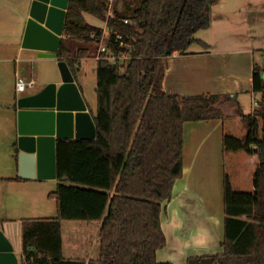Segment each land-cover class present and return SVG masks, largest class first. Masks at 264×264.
<instances>
[{
    "label": "trees",
    "instance_id": "16d2710c",
    "mask_svg": "<svg viewBox=\"0 0 264 264\" xmlns=\"http://www.w3.org/2000/svg\"><path fill=\"white\" fill-rule=\"evenodd\" d=\"M215 1L114 0L111 15L104 0L68 1L56 60L66 61L75 80L104 30L84 13L106 24L108 49L130 57L95 61L96 105L88 109L95 137L57 139V185L48 194L57 215L23 220L22 264H173L156 254L166 243L161 214L182 176L184 123L210 119L221 121L222 252L186 264H264V60L253 64L252 91L260 97L251 113L239 111L235 94L162 87L166 57L194 42L208 48L196 34L209 27ZM227 103L238 113L225 114ZM65 221L98 222L96 257L63 256Z\"/></svg>",
    "mask_w": 264,
    "mask_h": 264
},
{
    "label": "crops",
    "instance_id": "0c3cea01",
    "mask_svg": "<svg viewBox=\"0 0 264 264\" xmlns=\"http://www.w3.org/2000/svg\"><path fill=\"white\" fill-rule=\"evenodd\" d=\"M31 1L0 0V230L11 243L18 264L24 262L23 220L57 215L56 203L48 197L55 189L46 182L55 178L18 175L16 100L26 88L17 91L16 78L22 77L24 66L29 63L31 70L35 68L36 73L31 71L30 79H35L39 85L36 91L48 82L59 81L56 58L39 57L37 51L21 46ZM252 1L216 0L212 3L209 27L198 31H203L202 36L196 34L208 44V48L194 42L186 53L174 51L166 57L163 89L186 95L235 94L243 113L253 112L260 94L252 91V69L253 64H263L264 45L260 44H264V26L259 28L257 22L253 25L254 9L242 13L244 6L250 7ZM261 21L264 22V17ZM75 81L87 109L95 110L83 93L78 71ZM225 105L221 106L226 110L223 111L225 114H235L231 113V106L229 109ZM47 201L54 202V206ZM161 228L166 243L157 250L159 262L186 264L188 257L222 252L224 210L220 119L184 123L182 176L173 183L171 199L161 214ZM77 232L85 233L86 230L79 227ZM62 242L64 257L92 258L84 234L72 233L68 245L71 254L68 256L65 255L63 234ZM95 249L97 252L96 246ZM29 250L34 248L29 247Z\"/></svg>",
    "mask_w": 264,
    "mask_h": 264
},
{
    "label": "water",
    "instance_id": "95a60500",
    "mask_svg": "<svg viewBox=\"0 0 264 264\" xmlns=\"http://www.w3.org/2000/svg\"><path fill=\"white\" fill-rule=\"evenodd\" d=\"M69 0H32L21 46L37 56L56 58ZM58 82L18 96V175L55 178L57 139L95 137L91 113L65 60L57 61ZM0 264H18L11 243L0 230Z\"/></svg>",
    "mask_w": 264,
    "mask_h": 264
},
{
    "label": "rangeland",
    "instance_id": "374dc122",
    "mask_svg": "<svg viewBox=\"0 0 264 264\" xmlns=\"http://www.w3.org/2000/svg\"><path fill=\"white\" fill-rule=\"evenodd\" d=\"M135 2L137 0H134ZM247 9H254L256 11L255 15H254V19H253V25L254 22L258 23V27L259 28H263L264 26V22L261 21V19L264 17V0H253L252 4L250 7H245L243 8V14H245V11ZM85 20L95 26L98 27H105V23L103 21H101L100 19L88 14V13H84L83 14ZM107 28V27H106ZM203 32V31H202ZM202 32H198L197 36H202L204 33ZM204 32H208V31H204ZM255 42V41H254ZM260 45H264V44H260ZM75 46V45H74ZM73 46V47H74ZM37 55V54H36ZM257 57L259 58V54H257ZM25 71H23L22 73V78L28 82L30 80V74L31 71H33V73L35 72V68H33V70H31V66L29 65V63H27L26 66H24ZM96 66H95V60L93 59V57H86L83 58L80 62V68L78 70V81L81 84L83 93L85 95V97L87 98V102L90 104V106L95 109V105H96V94H95V83H96ZM35 75V74H34ZM34 78V77H33ZM34 80V84L31 87H26V91L21 92L22 94L27 93V92H32V91H28V89H34V91H36L35 89H37L39 87V85L37 84L36 80ZM33 91V92H34ZM226 107L231 106V113H235L237 114L238 110L236 108L235 105H232L231 103H227V105H225ZM250 104H247V108L250 109ZM230 109V108H229ZM235 109V110H234ZM243 112V107L239 106V111ZM226 111V110H224ZM48 184H52V189L54 190L56 188L57 185V180L56 179H50L48 181ZM48 200V199H46ZM50 202V204H52V206H54V202L52 201H47ZM74 226H77V228L82 227L86 230L85 233H79L77 232V228L73 229ZM98 227L99 224L98 222H91V223H79V222H73V221H66L63 223L62 225V234H63V241H64V248H65V255H70L71 252H69L68 249V245H69V239L71 238V235L73 232H75V234H84L88 240L89 246L91 247V257L96 256L97 252L95 249V246L98 248ZM160 261V260H159Z\"/></svg>",
    "mask_w": 264,
    "mask_h": 264
},
{
    "label": "built area",
    "instance_id": "2783aa9c",
    "mask_svg": "<svg viewBox=\"0 0 264 264\" xmlns=\"http://www.w3.org/2000/svg\"><path fill=\"white\" fill-rule=\"evenodd\" d=\"M106 3V6L108 8V14L111 15V7L113 4L114 0H104ZM126 22V20H124ZM115 33V31H113V34ZM110 34L109 30L105 27V29L103 30V33L101 35V37L99 38V42H98V47H97V51L96 53L92 56L93 59L96 60H108L111 64H115L116 62L122 61L127 59L128 57H130V55L127 52H121L120 54H115L113 53L110 49L107 48L106 43L104 42V38L108 37ZM115 36V35H114ZM116 37L119 38L120 35L116 34ZM122 44V43H120ZM34 84V80L30 79L28 82H26L22 77L18 76L16 78V82H15V88L17 91H23L25 90V88L31 87Z\"/></svg>",
    "mask_w": 264,
    "mask_h": 264
}]
</instances>
